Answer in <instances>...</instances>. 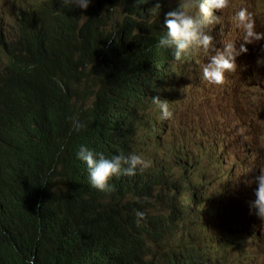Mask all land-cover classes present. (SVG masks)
Wrapping results in <instances>:
<instances>
[{
  "label": "clouds",
  "instance_id": "1",
  "mask_svg": "<svg viewBox=\"0 0 264 264\" xmlns=\"http://www.w3.org/2000/svg\"><path fill=\"white\" fill-rule=\"evenodd\" d=\"M10 3L17 19L0 16V62L47 64L41 102L58 106L72 85L84 96L69 132L97 126L92 144L48 166V194L94 232L82 249L61 244L63 264H264V161L251 151L264 145V101H244L253 88L264 97V0L0 8ZM96 29L107 54L84 48Z\"/></svg>",
  "mask_w": 264,
  "mask_h": 264
},
{
  "label": "trees",
  "instance_id": "2",
  "mask_svg": "<svg viewBox=\"0 0 264 264\" xmlns=\"http://www.w3.org/2000/svg\"><path fill=\"white\" fill-rule=\"evenodd\" d=\"M28 30L33 27L25 23L22 37H33ZM106 38L96 29L84 48L107 54ZM31 66L14 57L0 62V264H27L29 258L34 264H63L61 244L66 252L82 249L94 232L82 227V218L80 224L71 221L66 205L48 194L54 179L48 166L64 149L85 140L92 144L97 126L70 133L69 120L77 113L72 100L84 93L71 85L58 106L46 107L40 96L52 80L50 69L44 63ZM17 68L22 73L14 75ZM80 205L90 209L88 203Z\"/></svg>",
  "mask_w": 264,
  "mask_h": 264
},
{
  "label": "rangeland",
  "instance_id": "3",
  "mask_svg": "<svg viewBox=\"0 0 264 264\" xmlns=\"http://www.w3.org/2000/svg\"><path fill=\"white\" fill-rule=\"evenodd\" d=\"M5 0H0L1 2H4ZM17 11H15V7L12 3L8 4L7 6L0 8V16L5 19L6 22H10V15H13L15 19H17ZM264 22V19L262 20ZM256 88H253L251 91V95L244 98L245 105L248 106L249 104L252 106L256 101L258 100L264 101V97H256ZM251 151L255 154H258L259 156H263L264 161V145H257L251 148ZM233 259L235 260V256H233Z\"/></svg>",
  "mask_w": 264,
  "mask_h": 264
},
{
  "label": "bare ground",
  "instance_id": "4",
  "mask_svg": "<svg viewBox=\"0 0 264 264\" xmlns=\"http://www.w3.org/2000/svg\"><path fill=\"white\" fill-rule=\"evenodd\" d=\"M164 66V65H163ZM200 93H204V92H201V89H199ZM188 94V93H187ZM239 160V158H236L234 161H237ZM235 198H232L231 196H229V200L231 201H234Z\"/></svg>",
  "mask_w": 264,
  "mask_h": 264
}]
</instances>
